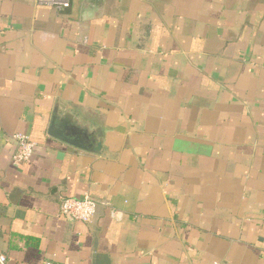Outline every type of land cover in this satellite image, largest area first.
Wrapping results in <instances>:
<instances>
[{
  "label": "crops",
  "instance_id": "crops-1",
  "mask_svg": "<svg viewBox=\"0 0 264 264\" xmlns=\"http://www.w3.org/2000/svg\"><path fill=\"white\" fill-rule=\"evenodd\" d=\"M0 254L264 264V0H0Z\"/></svg>",
  "mask_w": 264,
  "mask_h": 264
},
{
  "label": "built area",
  "instance_id": "built-area-1",
  "mask_svg": "<svg viewBox=\"0 0 264 264\" xmlns=\"http://www.w3.org/2000/svg\"><path fill=\"white\" fill-rule=\"evenodd\" d=\"M37 5L46 6L56 11H62L69 7L70 0H35ZM16 141V150L12 155V161L16 164L28 163L34 153L35 142L29 135L15 133L12 135ZM97 206V201L85 195L83 197H64L59 202V214L67 219L86 223L90 221ZM5 256L0 254V263L4 264Z\"/></svg>",
  "mask_w": 264,
  "mask_h": 264
},
{
  "label": "water",
  "instance_id": "water-1",
  "mask_svg": "<svg viewBox=\"0 0 264 264\" xmlns=\"http://www.w3.org/2000/svg\"><path fill=\"white\" fill-rule=\"evenodd\" d=\"M66 123H67V121L62 120L60 122V125H59L60 129H55L51 126L49 129V134H51L52 136H54V137H56V138H58L64 142H67V143H70V144H73L76 146L84 147V144H83L82 139L80 137H78L76 134L71 136V134H73V132H68L65 130ZM99 147H100V143L96 142V148L99 149Z\"/></svg>",
  "mask_w": 264,
  "mask_h": 264
}]
</instances>
